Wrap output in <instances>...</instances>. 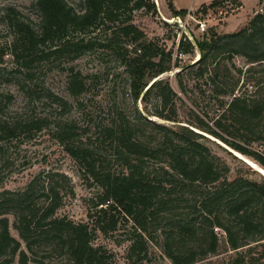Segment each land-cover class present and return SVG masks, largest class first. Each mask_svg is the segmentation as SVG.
<instances>
[{
  "label": "trees",
  "instance_id": "obj_1",
  "mask_svg": "<svg viewBox=\"0 0 264 264\" xmlns=\"http://www.w3.org/2000/svg\"><path fill=\"white\" fill-rule=\"evenodd\" d=\"M223 1L199 9L205 12ZM165 2L173 17L187 14V10L174 9L169 0ZM77 5L66 0H32L33 25L7 7L3 20L13 40L6 50L0 48V64L8 54L12 72L31 78L37 64L65 53L76 59L91 49L94 42L89 34L101 27L108 35L106 47L119 49L123 44L119 58L128 74L136 116L129 118L122 109H115L108 122L93 127L88 142L81 140L71 122L57 124L53 132L57 143L100 191L92 205L91 222L58 216L64 198L73 194L70 179L59 172H41L22 189L0 191V264H13L16 256L18 264L35 263L42 254L65 259L68 264H113L112 254L93 241L96 232L109 235L122 221L132 227L126 237L130 241L126 258L132 264L145 261L151 247L170 264H199L218 256L221 246L228 254L224 264H264V178L229 179L225 161L199 141L210 139L190 129L218 139L264 170V69L252 92L237 95L233 87L218 91L231 98L220 103L213 127L195 115L182 125L177 117V94L168 80L159 78L176 69L171 53L147 42L131 23L133 11L154 12L153 2L80 0ZM194 43L185 36L179 41L180 53L195 48L199 58L182 66L176 77L192 73L201 77L208 65L235 56L243 58L251 72L254 65H264V13H256L237 32L221 35L211 31ZM178 83L183 91L180 79ZM67 90L73 97L85 92V79L79 71L69 69ZM152 91L158 106L149 113L146 102ZM53 99L66 104L58 97ZM137 102L145 104L143 114ZM151 116L161 122L146 118ZM139 121L151 125V131L140 128ZM43 126L41 120H0V141L20 131H40ZM100 147L119 165L118 171L102 165L105 158ZM10 226L19 240L10 234ZM218 235L223 237L222 244Z\"/></svg>",
  "mask_w": 264,
  "mask_h": 264
},
{
  "label": "rangeland",
  "instance_id": "obj_2",
  "mask_svg": "<svg viewBox=\"0 0 264 264\" xmlns=\"http://www.w3.org/2000/svg\"><path fill=\"white\" fill-rule=\"evenodd\" d=\"M66 1L71 6L77 7L80 0ZM150 2H153L155 11L147 12L143 9L133 11L130 14L131 23L143 32L147 42H154L165 52L171 53L172 64H176V69L161 75L160 79L168 80L170 87L177 94L175 102L180 124L186 125L184 122L195 115L213 127L220 103H226L231 98L229 95L221 96L218 91L230 90L233 87L237 95L252 92L257 86L256 82L263 77L261 70L264 69V65H254L249 72L250 65L243 58L235 56L232 60H226L221 57L216 65H208L207 73L201 77L194 73L176 77L175 73L179 72L182 66L192 65L199 58V52L195 48L191 53H180L179 41L185 36L193 43L194 40L198 42L211 31L221 35L237 32L244 28L256 13H264V0H227L216 8L206 9L205 12L200 9L187 11L190 17H180L183 25L165 21L171 20L173 15L164 0H150ZM31 3L32 0H0L1 49L6 50L13 40V35L8 31L3 20L6 8H14L22 18L29 20L33 25L36 24V12ZM122 18L124 19V16ZM197 22L205 24V31H200ZM100 28L89 34L94 42L91 49L83 51L76 59H73L74 54L65 53L63 56L52 57L37 64L32 67L31 78H23L12 72L14 66L8 54L3 57L4 62L0 64V120L8 123H24L31 119L44 121L40 131H33L30 134L20 131L12 138L0 141V191L22 189L41 172L63 173L70 179L73 194L64 198L57 215L67 217L74 222L89 224L90 216L95 211L92 205L100 191L91 180L84 177L76 161L57 143L53 132L57 124L71 122L78 130L81 140L88 142V138L92 141L93 127L108 122L115 109H122L129 118L136 116L129 94L128 74L119 58L123 44L121 43L122 47L119 49L106 47L108 35ZM70 68L79 71L85 79L86 90L78 97L71 96L67 90ZM223 74L226 75L225 78H222ZM179 79L183 91L180 89ZM54 96L62 99L66 104L60 105L53 99ZM157 100L155 91H152L146 102V111L153 112L158 106ZM137 107L143 114L145 104L137 102ZM146 118L157 120L153 116ZM139 122L140 128L145 129L147 133L151 131V125ZM175 124L166 123L174 127ZM199 141L225 161L230 171L229 179L235 176H243L250 180L264 178L217 143L205 139ZM99 150H102L105 158L102 165L110 167V171H118L119 165L109 159L106 149L104 151V148L100 147ZM8 218L11 225L13 219L11 216ZM131 230V223L122 221L118 229L109 235L96 232L94 245L110 252L113 264H132L126 258L127 247L130 244L126 237ZM10 234L19 240L11 226ZM218 237L222 244L223 237L220 235ZM223 251L224 248L221 246V253L218 256L199 264H224L222 260L228 254ZM17 260L16 256L13 264H18ZM29 264L68 263L65 259L42 254L36 257L35 263ZM137 264H170V262L157 249L151 247L147 259Z\"/></svg>",
  "mask_w": 264,
  "mask_h": 264
},
{
  "label": "crops",
  "instance_id": "obj_3",
  "mask_svg": "<svg viewBox=\"0 0 264 264\" xmlns=\"http://www.w3.org/2000/svg\"><path fill=\"white\" fill-rule=\"evenodd\" d=\"M212 1L215 0H169L174 9H184L188 12L195 11L199 9L202 5H208Z\"/></svg>",
  "mask_w": 264,
  "mask_h": 264
},
{
  "label": "water",
  "instance_id": "obj_4",
  "mask_svg": "<svg viewBox=\"0 0 264 264\" xmlns=\"http://www.w3.org/2000/svg\"><path fill=\"white\" fill-rule=\"evenodd\" d=\"M193 43V41H192ZM194 44V43H193ZM195 63V62H194ZM160 78V77H159ZM155 81V80H154ZM152 83V82H151ZM191 130H193L194 132L196 133H200L202 134L203 136L209 138L210 140H212L213 142L217 143L218 145H220L221 147H223L225 150H227L229 153H231L233 156L237 157L239 160L243 161L244 163H246L249 167H251L253 169V167L251 166L250 162H252L254 165L257 166L258 169L262 170L264 172V170L262 168H260L254 161L250 160L249 158L241 155L240 153L234 151L233 149L229 148L226 144L222 143L221 141H219L218 139L206 134V133H203L201 131H198L194 128H190ZM257 172H259L263 177V173L259 170H255Z\"/></svg>",
  "mask_w": 264,
  "mask_h": 264
},
{
  "label": "built area",
  "instance_id": "obj_5",
  "mask_svg": "<svg viewBox=\"0 0 264 264\" xmlns=\"http://www.w3.org/2000/svg\"><path fill=\"white\" fill-rule=\"evenodd\" d=\"M185 16L187 17H190L189 13H187ZM183 18V17H182ZM166 22H173V23H178V24H182V20L180 19V16H174L173 18H171V20H165ZM199 28H200V31H205V24L202 23V22H197ZM183 25V24H182ZM180 26V25H179ZM181 27V26H180ZM191 41V39H190Z\"/></svg>",
  "mask_w": 264,
  "mask_h": 264
},
{
  "label": "bare ground",
  "instance_id": "obj_6",
  "mask_svg": "<svg viewBox=\"0 0 264 264\" xmlns=\"http://www.w3.org/2000/svg\"><path fill=\"white\" fill-rule=\"evenodd\" d=\"M250 164H251V166L253 167L254 170H259V171H261V172L263 173V175H264V172H263L262 170L258 169L256 165H254L252 162H250Z\"/></svg>",
  "mask_w": 264,
  "mask_h": 264
}]
</instances>
